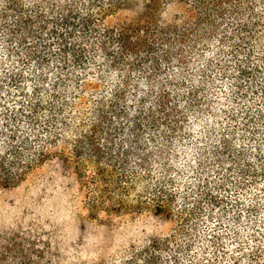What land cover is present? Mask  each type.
Wrapping results in <instances>:
<instances>
[{"label": "trees", "instance_id": "1", "mask_svg": "<svg viewBox=\"0 0 264 264\" xmlns=\"http://www.w3.org/2000/svg\"><path fill=\"white\" fill-rule=\"evenodd\" d=\"M53 159L93 219L172 231L68 261L0 230V264H264V0H0V188Z\"/></svg>", "mask_w": 264, "mask_h": 264}, {"label": "rangeland", "instance_id": "2", "mask_svg": "<svg viewBox=\"0 0 264 264\" xmlns=\"http://www.w3.org/2000/svg\"><path fill=\"white\" fill-rule=\"evenodd\" d=\"M86 180L70 162L41 164L19 185L0 188V230L31 235L44 246L52 243L68 261H98L137 240L172 231L170 222L146 213L93 219L86 209Z\"/></svg>", "mask_w": 264, "mask_h": 264}]
</instances>
